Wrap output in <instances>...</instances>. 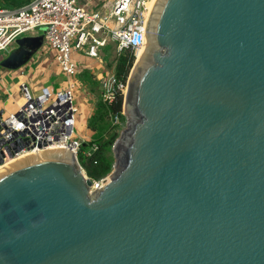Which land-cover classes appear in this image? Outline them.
<instances>
[{
    "label": "water",
    "instance_id": "1",
    "mask_svg": "<svg viewBox=\"0 0 264 264\" xmlns=\"http://www.w3.org/2000/svg\"><path fill=\"white\" fill-rule=\"evenodd\" d=\"M144 36L100 188L68 149L0 169V264H264V0H156Z\"/></svg>",
    "mask_w": 264,
    "mask_h": 264
},
{
    "label": "built area",
    "instance_id": "2",
    "mask_svg": "<svg viewBox=\"0 0 264 264\" xmlns=\"http://www.w3.org/2000/svg\"><path fill=\"white\" fill-rule=\"evenodd\" d=\"M147 2L98 0L92 10L79 0H32L16 9L0 7V53L8 51L19 38L40 32L67 78L78 74L71 58L74 52L100 64L104 63L102 51L107 47H113L117 57L126 51H133L135 56L144 40ZM99 82L103 102L112 101L116 92L121 94L127 87V80L125 84L117 81L114 68ZM73 89L72 83L56 92L42 88L33 97L26 83L17 86L23 103L8 114L0 110V169L33 153L54 149L73 151L83 172L82 163H97L98 143L75 135L79 107ZM106 180H92L93 189L100 188Z\"/></svg>",
    "mask_w": 264,
    "mask_h": 264
},
{
    "label": "crops",
    "instance_id": "3",
    "mask_svg": "<svg viewBox=\"0 0 264 264\" xmlns=\"http://www.w3.org/2000/svg\"><path fill=\"white\" fill-rule=\"evenodd\" d=\"M97 1L79 0L80 3L87 4L90 10L96 6ZM112 54H114L113 47L104 49L102 51L104 63L100 64L82 54L72 53L71 58L77 64L78 74L67 78L59 70L54 61L55 52L44 44L40 32L27 34L19 38L8 51L0 53V110L8 114L14 112L23 103L22 97L17 92V86L21 83L28 85L29 94L33 97L37 96L42 88L56 92L66 89L69 83H72L74 100L79 107L75 117V135L87 142H96L100 133L92 131V136L88 135L91 131L88 128V121L94 114L96 104L102 101L103 91L99 81L109 71L107 66L111 61L108 56L112 57ZM14 69L17 70V76L15 82H11L12 89H9L11 83L9 87L7 84L11 79L7 75L10 74H2V72H10ZM1 88L6 89L7 93ZM3 92L6 94L4 95ZM14 94L19 95L16 101L13 99Z\"/></svg>",
    "mask_w": 264,
    "mask_h": 264
},
{
    "label": "trees",
    "instance_id": "4",
    "mask_svg": "<svg viewBox=\"0 0 264 264\" xmlns=\"http://www.w3.org/2000/svg\"><path fill=\"white\" fill-rule=\"evenodd\" d=\"M13 4V2H11ZM14 6L19 8V4H15ZM3 7V6H0ZM9 9H16L10 8ZM134 61L133 51H126L118 56L115 62L114 71L115 77L117 81L121 84H125L129 71L132 68ZM121 105H122V96L120 92H116L114 98L110 102H98L96 104V108L94 114L90 117L88 121V128L91 131L98 132L100 134L103 133L105 129V122L112 119L115 116H119L121 112ZM110 142V141H109ZM88 144L84 145L85 148ZM112 145V144H111ZM101 152L97 153L96 158L99 156L101 158ZM83 170L85 171L86 176L91 180H99L103 175H105L110 167V164L106 163L105 160L102 158V162L94 165L92 160H87L86 162L81 164Z\"/></svg>",
    "mask_w": 264,
    "mask_h": 264
},
{
    "label": "rangeland",
    "instance_id": "5",
    "mask_svg": "<svg viewBox=\"0 0 264 264\" xmlns=\"http://www.w3.org/2000/svg\"><path fill=\"white\" fill-rule=\"evenodd\" d=\"M30 1H32V0H0V6L6 7V8L7 7L17 8L14 6V3L19 4L20 7H23V6H26ZM11 2H13V4H11ZM146 7H149V4L146 5ZM135 56H134L133 64L136 60ZM117 58L118 57L115 54H112V57L108 56V59H110V61H111L110 63L108 62L109 65L107 64L108 65L107 68L109 69V71H110L111 67L114 68ZM6 72L7 71L2 72V74H4V73L10 74V75H7V76H10V79H11L10 82H8V84H7L9 87L10 83L11 82L14 83L16 80L17 70L14 69L10 72H7V73ZM129 74H130V71H129ZM129 74H128V76H129ZM127 80H128V77H127ZM11 86H12V83H11L9 89H12ZM1 90L6 92V89H4V88H1ZM125 92L121 93V95H122L121 114L116 119L112 118V119H110V121L108 120L107 122H105V129H104L103 133L100 134V137L98 139L96 138L97 139L96 142L98 143V146H99L98 152L100 151L102 153L100 159H99V156L97 157L98 164L100 162H102V158H103V160L106 161V163L110 164V167H109L107 173L99 179L100 181L106 180L108 178V175L113 172L114 156H113V152H112V146H113L114 142L119 138L120 133L122 132V130L125 128V125H126V115L124 114V99H125V94H126ZM6 93H4V95ZM1 99H3V98H1ZM13 99L15 101L18 100L19 95L14 94ZM91 134H93L92 131L88 132V135H91ZM84 174H85V171H84ZM85 176H86V174H85ZM99 180H97V181H99ZM101 184H103V183H101Z\"/></svg>",
    "mask_w": 264,
    "mask_h": 264
},
{
    "label": "bare ground",
    "instance_id": "6",
    "mask_svg": "<svg viewBox=\"0 0 264 264\" xmlns=\"http://www.w3.org/2000/svg\"><path fill=\"white\" fill-rule=\"evenodd\" d=\"M149 2H147V4L146 5H148L149 4V7H146V17H145V23H144V26L143 27H145L144 28V30L145 31H147V24H148V21H149V18H150V15H151V11H152V9H153V6H154V3H155V1L156 0H148ZM149 9V10H148ZM145 44H146V37L144 36V40H143V44H142V46H140L139 48H138V50L136 51V60H135V63H137V61H139L140 60V58H141V56H142V54H143V52H144V49H145ZM126 89H127V87H126ZM126 91V90H125ZM124 91V92H125ZM126 93V92H125ZM102 183H104V182H102ZM102 185V184H101Z\"/></svg>",
    "mask_w": 264,
    "mask_h": 264
}]
</instances>
